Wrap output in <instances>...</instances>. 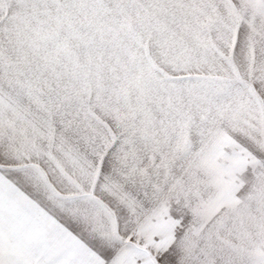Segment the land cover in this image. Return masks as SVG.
<instances>
[{"label": "snow or ice", "instance_id": "obj_1", "mask_svg": "<svg viewBox=\"0 0 264 264\" xmlns=\"http://www.w3.org/2000/svg\"><path fill=\"white\" fill-rule=\"evenodd\" d=\"M0 264H264V0H0Z\"/></svg>", "mask_w": 264, "mask_h": 264}]
</instances>
